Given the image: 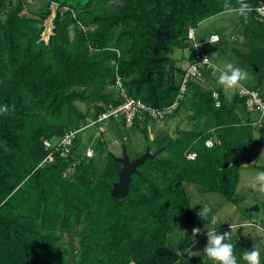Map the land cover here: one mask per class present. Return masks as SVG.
<instances>
[{
    "label": "trees",
    "instance_id": "obj_1",
    "mask_svg": "<svg viewBox=\"0 0 264 264\" xmlns=\"http://www.w3.org/2000/svg\"><path fill=\"white\" fill-rule=\"evenodd\" d=\"M224 2L42 0L27 16L21 0H0V105L14 106L0 115V264H212L203 249L190 255L199 238L192 230L203 233L212 215L196 213L185 185L234 204L238 159L248 161L255 144L264 147L263 131L250 125L252 116L234 91L227 94L217 86V75L201 67L204 85L190 79L167 117L183 113L188 128L154 135L153 150L160 151L130 175L123 198L109 196L120 165L105 148L104 132L87 136L90 158L79 149V133L106 122L125 151L128 132L138 131L142 148L132 158L145 147L150 151L152 122L146 116L133 119L129 128L121 117L94 121L122 102L112 89L116 78L126 97L154 109L169 106L184 72L173 52L187 50V63L193 62L188 28L197 42L217 35L196 30L219 15ZM246 2L251 8L264 4ZM50 4L56 10L43 41ZM237 19L242 38L230 41L228 51L254 80L243 86L264 99V22L252 13L247 21ZM217 36L215 44L202 45L201 54L209 57L214 47L223 51L226 41ZM71 130L78 132L66 155L44 147L43 141L54 143ZM207 139L213 141L210 148L204 146ZM48 154L51 160L43 162ZM174 225L185 231L177 243L171 242Z\"/></svg>",
    "mask_w": 264,
    "mask_h": 264
},
{
    "label": "rangeland",
    "instance_id": "obj_2",
    "mask_svg": "<svg viewBox=\"0 0 264 264\" xmlns=\"http://www.w3.org/2000/svg\"><path fill=\"white\" fill-rule=\"evenodd\" d=\"M15 1V0H11ZM23 2V11L27 16H33V12L42 5V0H21ZM50 15L43 22V31L40 35L43 41H46L47 36L51 30V19L56 10L54 4L49 5ZM238 19L237 16H222L216 15L211 18L203 20L198 29L204 33L214 32L217 35L223 37L226 41V46L223 51H220L218 47H214L212 53L208 57L212 63L224 64L232 63L236 67L241 68L235 58L228 51L230 45V37L236 38L238 42L241 40L240 27L236 25ZM236 42L235 44H239ZM222 49V46L221 48ZM177 53V51H176ZM175 55V54H174ZM243 69V68H241ZM217 75L218 73L212 72ZM253 81V82H252ZM248 83H254L252 76L248 74V79L242 83V86ZM264 84V80L262 81ZM201 84L204 85L203 81ZM264 89V87H262ZM232 91H228L230 94ZM80 109H84V105L77 104ZM102 128L104 131L103 138L106 140V149L115 157H119L121 154V147L118 140L113 136L112 127L108 123H103ZM188 128L186 121L184 120V114L178 113L172 118H166L162 123L155 125L148 123L147 136L149 140L150 151H153L152 139L156 133L160 134L166 132L171 135L174 129ZM96 133V126H89L81 130L79 136L81 138V144L79 149L83 151L86 145V139L89 134ZM253 139L258 141L259 135L254 132ZM126 152L129 158L132 159L135 153L140 152L142 148V138L138 131L130 130L128 135L123 140ZM248 161H242L238 159V183L235 189V203L231 204L224 201L219 196L213 193L200 194L195 186L185 185V191L190 198V206L194 208L196 213H199L201 209L207 210V213H211V224L207 229H203V233H199V238L190 248V255L194 256L193 252L198 254L207 243L206 232L216 229L217 233L223 234L230 231L231 226V238L227 241L234 245V255L237 258V264H246L242 259L245 251H250L252 248H256L260 251V264H264V196L254 192L250 183L257 172L262 171L261 166L264 164V147L260 144H255L248 151ZM252 208V210H249ZM200 214V213H199ZM214 223V224H213ZM185 232L176 225H174L171 235V242L177 243ZM63 240L64 237H63ZM204 257H202L203 259Z\"/></svg>",
    "mask_w": 264,
    "mask_h": 264
},
{
    "label": "built area",
    "instance_id": "obj_3",
    "mask_svg": "<svg viewBox=\"0 0 264 264\" xmlns=\"http://www.w3.org/2000/svg\"><path fill=\"white\" fill-rule=\"evenodd\" d=\"M250 13H252L257 20L264 22V4L252 8V11ZM213 37L218 36L216 34H210L204 42H197L195 40V30L193 28H188L186 33V39L190 43V53L194 61L191 63H186V65L184 66L183 75L181 76L178 83L177 95L174 101L169 106L162 109H154L143 104L139 100H134L132 98L126 97L121 88L118 78H116L114 84L112 85V89L122 99V102L116 106H108L106 111L102 112L97 116L94 123H103V121L107 120L109 117H112L114 119L121 117L123 119L124 128H129L132 125L133 119H141L143 116H146V118H148L155 125L162 123V121L174 111L178 101L181 100L184 96L186 83L190 79L194 81L202 80L199 69L201 67H204L205 69H210L213 72V70L208 65L202 62V60L206 56L201 54V47L203 44H215L218 41L214 40ZM230 39L234 40L235 38L230 37ZM196 44H199V47H195ZM233 91L237 98L242 101V106L245 112L252 116L250 125L258 131L262 130L264 133V99L259 95L256 90L246 88L245 86H241ZM211 96L215 101V106H217L218 102L216 101V93L213 92ZM77 132V130L65 132L64 135L60 139L56 140L54 143L45 140L43 141V145L47 148L55 147L56 150L60 149V155L64 156L68 152L69 145L71 144ZM102 132L104 131L102 128V124H100L97 127L95 136H98ZM212 144L213 141L211 139H207L204 142V146L207 148H210ZM92 154L93 148L88 145L84 149L83 155L86 158H90ZM194 157V153L185 154V158L187 160H193ZM50 160L51 155L48 154L44 158L43 162H48Z\"/></svg>",
    "mask_w": 264,
    "mask_h": 264
},
{
    "label": "clouds",
    "instance_id": "obj_4",
    "mask_svg": "<svg viewBox=\"0 0 264 264\" xmlns=\"http://www.w3.org/2000/svg\"><path fill=\"white\" fill-rule=\"evenodd\" d=\"M251 11L252 8L246 0H236L235 5L231 3V0H225L220 15L237 16L247 21ZM213 39L218 40V37H213ZM195 47H199V44H196ZM202 62L208 65L214 72L218 73L216 80L217 86L225 92L236 90L248 79V72L236 67L232 63L216 64L209 61L208 57H205ZM13 110L14 106L0 105V115H7ZM250 187L254 192L264 196V171L256 173L251 180ZM199 213L200 217L206 216L207 210L201 209ZM229 229L230 231L223 234L217 233L216 229L206 232L207 243L203 248V253L212 264H237V258L233 251L234 245L227 242L231 238V226H229ZM200 231L199 228H194L192 230V237L197 236ZM195 253L193 252L194 255ZM242 259L246 264H260V251L256 248L245 251Z\"/></svg>",
    "mask_w": 264,
    "mask_h": 264
},
{
    "label": "water",
    "instance_id": "obj_5",
    "mask_svg": "<svg viewBox=\"0 0 264 264\" xmlns=\"http://www.w3.org/2000/svg\"><path fill=\"white\" fill-rule=\"evenodd\" d=\"M256 71V68H254ZM160 149H155L152 152L148 148H144L143 152L135 158L130 159L126 154L125 149H121L119 157H112L113 161L120 165L116 172V180L111 184L109 196L114 199L123 198L127 195V187L130 181V175L137 172V167L142 165L144 161L150 160L156 156ZM226 165L224 164L223 167ZM249 210H252L250 208Z\"/></svg>",
    "mask_w": 264,
    "mask_h": 264
},
{
    "label": "crops",
    "instance_id": "obj_6",
    "mask_svg": "<svg viewBox=\"0 0 264 264\" xmlns=\"http://www.w3.org/2000/svg\"><path fill=\"white\" fill-rule=\"evenodd\" d=\"M199 27V26H198ZM197 34H202V32L197 29L196 30ZM177 51V53H176ZM175 54V55H174ZM173 58L175 59V61L177 62V65L182 69L184 68V66L187 63V56H188V51L187 50H183V51H179V50H175L172 54Z\"/></svg>",
    "mask_w": 264,
    "mask_h": 264
}]
</instances>
